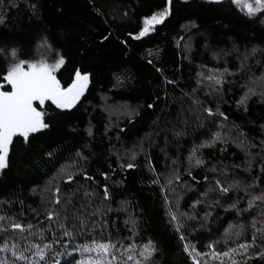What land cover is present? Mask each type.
I'll return each instance as SVG.
<instances>
[{"label": "trees", "instance_id": "1", "mask_svg": "<svg viewBox=\"0 0 264 264\" xmlns=\"http://www.w3.org/2000/svg\"><path fill=\"white\" fill-rule=\"evenodd\" d=\"M166 6V0H3L0 4L5 21L0 24V49L7 53L15 48L24 60L63 56L66 63L56 73L62 84L71 82L77 68L91 73L89 87L73 109L59 110L48 103L41 110L50 127L32 134L27 144L14 137L9 167L0 175L4 202L0 215L25 227L34 225L31 233L52 245L46 256L50 264L53 260L76 264L82 258L81 246L91 244L93 238L119 239L125 247L151 240L157 249L152 264H195L189 254L193 246L205 253L207 245L216 241H220L215 243L217 251L251 241L250 222L258 209L243 211L248 198L243 191L221 194L214 189L217 180L225 187L233 181L243 187L255 180L257 193L264 189V96L260 95L264 80L258 79L264 76V13L250 18L231 0H172L163 23L135 39L144 19ZM8 59L0 55V81ZM214 70L224 73L223 85L215 86L219 91L204 79ZM248 87L257 94L248 99L245 110L238 101ZM122 104L131 113L117 118L112 112V119L108 108ZM204 108H211L214 115L208 116ZM217 132L221 140L210 143ZM241 141L245 147L255 145L248 148L250 156ZM194 149L204 161L200 166L195 159L189 161ZM129 162L135 167L128 169ZM85 175L93 179L86 180ZM105 186L107 202L102 199ZM56 195L62 204L71 197V211L80 209L77 215L87 218L80 229L71 212H61L69 217L64 223L74 232L71 237L63 235L58 221L50 224L46 219L47 209L61 207L52 203ZM233 203L236 208L230 207ZM97 208L103 215H92ZM169 210L183 225L180 232L170 222ZM130 218L137 222L135 236L131 224H125ZM241 223L244 234L225 246V229ZM0 224L8 228L0 243L7 239L21 249L28 246L21 239L32 235L27 230L23 234L11 230L7 220ZM260 250H249L254 259L248 264H264L255 257ZM138 252L139 247L137 258ZM198 259L201 264L205 260L219 264L209 257Z\"/></svg>", "mask_w": 264, "mask_h": 264}, {"label": "snow or ice", "instance_id": "2", "mask_svg": "<svg viewBox=\"0 0 264 264\" xmlns=\"http://www.w3.org/2000/svg\"><path fill=\"white\" fill-rule=\"evenodd\" d=\"M211 3H222V0H209ZM3 0H0V4ZM231 3L237 5L241 11H244L248 17H255L259 13H264V0H231ZM167 6L159 12L154 13L150 17L144 19V27L141 29L138 36L135 39H140L146 36L151 30H153L154 25L163 23L166 17L171 13L172 0H166ZM13 6H16L13 4ZM34 8V5L32 6ZM4 16L0 15V24H3ZM107 39V37H105ZM256 49L253 48L251 54H255ZM0 55H4L5 59L9 56L8 65L6 68V74L3 75L2 81H0V175L4 173V170L9 167V154L13 146L14 137H22L25 144L28 143L29 137L34 134L41 132L42 130L48 129L50 127L49 123L45 122V111L41 110L46 102L51 101L53 105L59 110H71L77 103L81 100L87 91L90 83L91 73L81 72L79 68L75 69L74 77L71 78V82L61 83V80L57 78L56 73L60 68L66 63L63 56H59L54 63H49L46 59L41 58L39 60H24L20 59L18 55V50L12 48L6 53L4 49H0ZM247 60V55L241 62V67H244V61ZM228 70L224 69L226 73ZM203 75V73H201ZM224 73L219 70H214V73L209 74L204 77L205 80L211 82L210 87H214L215 91H219V87L224 83L223 80ZM259 80H264V76L258 78ZM168 83H172L168 81ZM10 86V90H4L5 86ZM195 91V90H194ZM256 91L253 87H248L247 91L240 97L238 101V106H244L246 110V105L248 99L252 95H256ZM264 96V91L260 93ZM194 104H199V100H193ZM152 107V105H148ZM204 111L208 116H213L211 108H204ZM219 110L217 109V112ZM223 115V113H219ZM225 119H227L225 117ZM88 134L91 135V128L88 129ZM221 140V134L217 132L210 143L214 144L216 141ZM205 145H202V147ZM242 150L248 153L249 147H255V145L248 144L247 147L244 146V142L241 141ZM261 150L264 152V141L261 142ZM249 156L251 155L248 153ZM49 156L52 153H48ZM78 157L81 153L77 152ZM86 159V157H84ZM132 158H135V152L132 153ZM195 159V165L200 166L204 163L202 159L196 156V150L194 149L192 154L189 156V161L191 162ZM264 159V157H262ZM251 165V160L248 161ZM124 167V165H121ZM126 167L132 169L135 165L129 162ZM261 171L264 172V164H261ZM105 179L108 178L107 173L102 174ZM86 180L93 179L85 175ZM179 177H177L178 179ZM68 180H72V175H69ZM171 183V181H169ZM217 186L216 189L221 194H227L230 190H235L237 192L243 191L247 198V207L243 211L248 212L250 210L258 209V215L252 219L250 226L252 228L251 241H245L242 243H236L234 247H226L224 251H217L215 248V243H220L216 241L215 243H210L207 245L209 251L205 253H200L192 247V251L189 253L192 256L195 264H201V260L198 257L204 256L209 257L211 261H218L219 264H248V261L254 259L253 256L248 255L250 249L260 248L257 251L255 257L264 260V189H259L258 193L256 191L257 185L256 181L253 180L251 183L241 187L239 181H233L229 186L225 187L221 185L219 180L215 181ZM252 190V191H249ZM103 201L107 202L109 200V192L107 186L103 189ZM56 193H60V188H56ZM86 196H94L95 193L85 192ZM0 203H4L0 201ZM54 205H61L59 210L47 209L46 219L51 222L55 219L58 221L57 227L64 229L63 235L71 237L74 235L73 231H69L65 227L64 221L69 219L68 215L61 216V212L69 213L71 212V217L73 221L79 222V228L84 229L87 218L82 214L77 215L80 209L76 211H71L74 207L71 202V197H68L66 201L62 204L60 195H56L52 201ZM84 206L81 205V208ZM231 208H236L237 204L233 203L230 205ZM35 212V210L33 209ZM100 213L103 215L99 208L96 209L92 215ZM39 215V213H37ZM168 215L170 216V222L177 232L181 231L183 225L179 221V218L175 212L169 210ZM207 215V214H206ZM194 218V217H193ZM8 221V227L14 230H19L23 234L26 230L31 233L34 225L29 223L26 227L25 225L13 221L11 217L0 215V221ZM259 222L260 226L257 227ZM106 223V221H105ZM136 220L130 218L125 221V224H131L132 236L136 235L135 226ZM95 226V224L93 225ZM73 229L77 228V224L73 222ZM8 228H5L0 224V236L7 233ZM245 225L229 224L228 228L224 231L223 243L225 246L229 241L235 242L236 239L244 234ZM56 234L53 233V236ZM259 236L260 243H257V238ZM21 239H26L21 236ZM130 241L132 237L128 238ZM183 241L185 238L183 235L180 236ZM58 242V241H57ZM51 244L44 243L43 247L39 244L31 245V247L25 246L22 250L19 243L9 244L8 240L5 239L3 243H0V253L11 252L12 257L15 260L9 262L6 256H0V264H16V261H24L25 264H40L41 261L45 259L46 251L51 247ZM139 247V258H137L136 252ZM32 248L35 249L32 252ZM122 249V251H121ZM185 251L189 250V245L184 244ZM81 256L82 258L76 262V264H152V258L157 252L154 243L149 240L140 246L136 245L134 242L128 243L127 247L124 246L122 240L117 239L113 241L111 239L105 241H98L95 238L92 239L91 244H85L81 246ZM25 252H30L31 255H25ZM84 253H88L87 256ZM241 259H237V257ZM54 264H60L59 260L54 261ZM204 264H209L208 260L204 261Z\"/></svg>", "mask_w": 264, "mask_h": 264}, {"label": "rangeland", "instance_id": "3", "mask_svg": "<svg viewBox=\"0 0 264 264\" xmlns=\"http://www.w3.org/2000/svg\"><path fill=\"white\" fill-rule=\"evenodd\" d=\"M42 58L46 59L49 63H54L55 60H56L58 57H57V58H53V57H51V58H49V57H42ZM40 59H41V58H40ZM108 110H109V112L111 113V114H110V117H111L112 119L115 118L114 115H112V112L115 113V114L117 115V118L120 117V116H125V115L127 116V115H129V114L131 113V110L128 108V105H125V104L118 105V106H116V107H114V108H112V107H111V108H108ZM62 172H63V171H62ZM64 172H65V171H64ZM64 175H66V174L64 173ZM59 176H61V172H60ZM3 222H6V221H3ZM10 229H11V228H10ZM11 230H12V229H11ZM0 241H1V239H0ZM19 241H20V240H19ZM8 242H9V244H11V243H15V242L12 241V240H9ZM20 242H22V241H20ZM24 243H28V247H31V245H34V244H39V245L41 246V248H42V247H43V244L45 243V240H44V239L42 238V236H40L38 233L33 232L32 235H29V237H27V238L25 239ZM21 250H22V249H21ZM34 251H35V249L32 248V252H34ZM80 254H81V252H80ZM84 254H85V253H84ZM87 254H88V253H87ZM87 254H86V255H87ZM25 255H31V253H30V252H25ZM0 256H6L7 259L9 260V262L15 260V258L12 257L11 252L0 253ZM46 256H47V251H46L45 259H44L43 261H41L40 264H43L44 262H45V264H50V263L48 262ZM10 257H11V258H10ZM55 258H57V257H55ZM54 261H56V260H53V263H52V264H54ZM16 264H25V262H24V261H16Z\"/></svg>", "mask_w": 264, "mask_h": 264}, {"label": "water", "instance_id": "4", "mask_svg": "<svg viewBox=\"0 0 264 264\" xmlns=\"http://www.w3.org/2000/svg\"><path fill=\"white\" fill-rule=\"evenodd\" d=\"M48 103L52 104L51 101L46 102V104H48ZM46 104H45V105H46ZM45 105H44V106H45ZM52 105H53V104H52ZM53 106H55V105H53Z\"/></svg>", "mask_w": 264, "mask_h": 264}]
</instances>
